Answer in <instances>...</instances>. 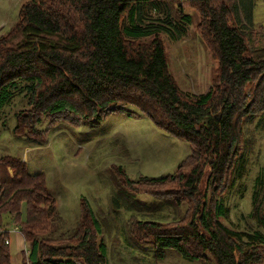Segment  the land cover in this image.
<instances>
[{"label":"trees","instance_id":"16d2710c","mask_svg":"<svg viewBox=\"0 0 264 264\" xmlns=\"http://www.w3.org/2000/svg\"><path fill=\"white\" fill-rule=\"evenodd\" d=\"M173 1L27 0L17 22L0 36V112L20 94L32 111L18 117V130L23 121H31L28 127L44 116L68 113L77 121L99 122L124 108L141 111L191 145L180 172L143 180L175 183L178 188L169 197L177 205L188 203L185 216L170 222L139 220L143 239L154 245L158 257L170 249L190 260L260 264L264 171L255 179L247 216L251 223L244 228L226 224L230 207L225 195L246 170V121L264 117V53L255 54L245 33L253 27L255 2L240 0L244 24L237 0H187L199 12V28L219 62L214 86L193 97L170 73L161 39L162 34L180 39L192 21L182 0ZM126 175L122 191L139 198L141 192ZM46 186L45 174L30 173L26 162L0 159V264H13L6 241L16 223L30 245L29 264H110L108 247L98 240L102 226L86 198L71 250L49 244L45 233L57 208Z\"/></svg>","mask_w":264,"mask_h":264},{"label":"rangeland","instance_id":"374dc122","mask_svg":"<svg viewBox=\"0 0 264 264\" xmlns=\"http://www.w3.org/2000/svg\"><path fill=\"white\" fill-rule=\"evenodd\" d=\"M26 1L0 0V36L17 22ZM226 2L231 3V0ZM254 2L253 27L245 33L255 54L262 55L264 0ZM180 3L184 12L192 17L187 33L177 40L162 34L161 39L170 73L184 93L195 97L206 94L214 86L219 62L213 45L201 33L199 12L187 0ZM237 3L240 22L244 19L246 24L243 4L240 0ZM31 111L26 100L17 94L0 112V159L22 160L30 173L45 174L48 194L57 208L51 227L45 233L52 247L71 250L75 243L72 238L82 220L81 199L86 198L102 226L98 240L107 245L110 264H216L212 258L186 259L170 249L163 257H158L154 245L144 240L145 233L137 229L142 227L139 220L170 222L181 221L185 216L188 203L177 205L169 197L174 196L173 190L178 188L175 183L143 184V180L179 171L180 164L191 155L189 143L157 127L134 108H124V113H112L99 122L77 121L75 115L66 113L40 117L39 122L34 120L27 127L31 122L28 119L17 130L18 117L31 116ZM246 122V140L242 146L246 170L225 193L230 207L226 224L233 228H244L251 223L247 216L251 211L253 185L259 171H264V117ZM8 171L12 173L11 168ZM123 173L136 183L132 187L141 192L139 198L133 199L122 191ZM206 182L201 185L202 191L206 190ZM25 212L23 207V215ZM17 227V223L12 224L11 230ZM22 247L24 252L20 257L18 251ZM10 252L13 264H29L30 245L13 231ZM260 264H264V258Z\"/></svg>","mask_w":264,"mask_h":264},{"label":"crops","instance_id":"0c3cea01","mask_svg":"<svg viewBox=\"0 0 264 264\" xmlns=\"http://www.w3.org/2000/svg\"><path fill=\"white\" fill-rule=\"evenodd\" d=\"M14 233H19V235L23 238V240H24V242H25V239H24L23 235L21 234V232H18V231H17V232H14ZM22 249H23V247L18 251V253H20V257H22L21 254L23 255V252H24ZM20 257H18V259H19ZM18 261H19V260H18Z\"/></svg>","mask_w":264,"mask_h":264},{"label":"built area","instance_id":"2783aa9c","mask_svg":"<svg viewBox=\"0 0 264 264\" xmlns=\"http://www.w3.org/2000/svg\"><path fill=\"white\" fill-rule=\"evenodd\" d=\"M1 194H2V191H1V189H0V196H1ZM12 231H13V232H17V231H19V227L15 228L14 230H10V232H12ZM2 232H3V231H2V230H0V233H2ZM6 243H7V244H9V243H10V241H9V240H7V241H6ZM25 250H26V249H25Z\"/></svg>","mask_w":264,"mask_h":264}]
</instances>
